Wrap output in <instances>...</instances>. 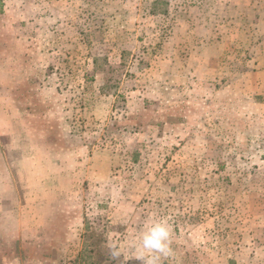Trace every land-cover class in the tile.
Masks as SVG:
<instances>
[{
	"label": "rangeland",
	"instance_id": "obj_1",
	"mask_svg": "<svg viewBox=\"0 0 264 264\" xmlns=\"http://www.w3.org/2000/svg\"><path fill=\"white\" fill-rule=\"evenodd\" d=\"M1 143L0 264H264V0H0Z\"/></svg>",
	"mask_w": 264,
	"mask_h": 264
},
{
	"label": "crops",
	"instance_id": "obj_2",
	"mask_svg": "<svg viewBox=\"0 0 264 264\" xmlns=\"http://www.w3.org/2000/svg\"><path fill=\"white\" fill-rule=\"evenodd\" d=\"M13 121L12 119H7L6 116L2 117L1 116V135L5 136V135H11L12 137L16 138V128L15 126L13 127ZM38 136L36 144H40L38 145L39 149H45L46 148V137H47V132L46 131H38L37 134ZM15 140V139H14ZM44 146V147H43ZM24 149H28L29 147H23ZM20 146H4L1 143V153H0V215H6V214H14L17 209L19 208H15L18 206H14L13 209L8 210L7 207L11 205L12 203V199L13 196L17 194V187H16V182H15V175L11 170V165H14L17 163V165H21L23 163L25 164H30V159L27 158L25 155H23L22 153H20L21 156H19L20 158H17V161L14 160L16 158H10V152H7V150L12 151L13 153H15L16 151H21L23 149ZM17 153V152H16ZM13 160V161H11ZM2 220V221H1ZM11 222V221H9ZM8 221L6 222L5 217H3L1 219L0 216V229L2 230H6V228H9V225L7 226V223H9Z\"/></svg>",
	"mask_w": 264,
	"mask_h": 264
},
{
	"label": "clouds",
	"instance_id": "obj_3",
	"mask_svg": "<svg viewBox=\"0 0 264 264\" xmlns=\"http://www.w3.org/2000/svg\"><path fill=\"white\" fill-rule=\"evenodd\" d=\"M173 231L169 219H152L140 232L134 244V257L140 264H160L161 260L173 254ZM114 256L120 252L113 246Z\"/></svg>",
	"mask_w": 264,
	"mask_h": 264
}]
</instances>
